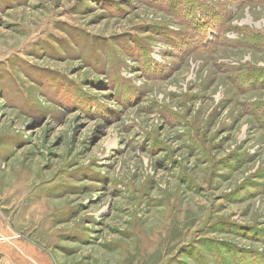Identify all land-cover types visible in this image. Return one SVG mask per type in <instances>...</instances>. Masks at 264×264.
<instances>
[{
    "label": "rangeland",
    "instance_id": "obj_1",
    "mask_svg": "<svg viewBox=\"0 0 264 264\" xmlns=\"http://www.w3.org/2000/svg\"><path fill=\"white\" fill-rule=\"evenodd\" d=\"M4 231L53 264H264V0H0Z\"/></svg>",
    "mask_w": 264,
    "mask_h": 264
},
{
    "label": "crops",
    "instance_id": "obj_2",
    "mask_svg": "<svg viewBox=\"0 0 264 264\" xmlns=\"http://www.w3.org/2000/svg\"><path fill=\"white\" fill-rule=\"evenodd\" d=\"M4 232L10 237L0 243V264H53L41 249Z\"/></svg>",
    "mask_w": 264,
    "mask_h": 264
},
{
    "label": "trees",
    "instance_id": "obj_3",
    "mask_svg": "<svg viewBox=\"0 0 264 264\" xmlns=\"http://www.w3.org/2000/svg\"><path fill=\"white\" fill-rule=\"evenodd\" d=\"M194 8H198V7H200V5H195V6H193Z\"/></svg>",
    "mask_w": 264,
    "mask_h": 264
},
{
    "label": "built area",
    "instance_id": "obj_4",
    "mask_svg": "<svg viewBox=\"0 0 264 264\" xmlns=\"http://www.w3.org/2000/svg\"><path fill=\"white\" fill-rule=\"evenodd\" d=\"M2 239H0V241H1Z\"/></svg>",
    "mask_w": 264,
    "mask_h": 264
}]
</instances>
